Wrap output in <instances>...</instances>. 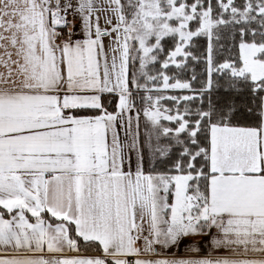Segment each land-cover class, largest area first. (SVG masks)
<instances>
[{
  "label": "snow or ice",
  "instance_id": "1",
  "mask_svg": "<svg viewBox=\"0 0 264 264\" xmlns=\"http://www.w3.org/2000/svg\"><path fill=\"white\" fill-rule=\"evenodd\" d=\"M0 264H264V0H0Z\"/></svg>",
  "mask_w": 264,
  "mask_h": 264
}]
</instances>
